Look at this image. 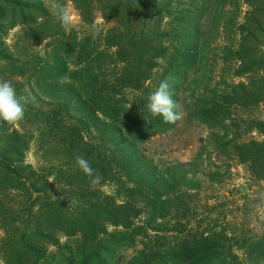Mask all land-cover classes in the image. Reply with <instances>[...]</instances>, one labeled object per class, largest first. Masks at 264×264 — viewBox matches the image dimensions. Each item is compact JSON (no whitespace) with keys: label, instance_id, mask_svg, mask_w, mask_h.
Returning <instances> with one entry per match:
<instances>
[{"label":"trees","instance_id":"trees-1","mask_svg":"<svg viewBox=\"0 0 264 264\" xmlns=\"http://www.w3.org/2000/svg\"><path fill=\"white\" fill-rule=\"evenodd\" d=\"M15 27L0 63L37 98L0 122V264H264V0H0Z\"/></svg>","mask_w":264,"mask_h":264},{"label":"clouds","instance_id":"clouds-1","mask_svg":"<svg viewBox=\"0 0 264 264\" xmlns=\"http://www.w3.org/2000/svg\"><path fill=\"white\" fill-rule=\"evenodd\" d=\"M61 19L65 25L69 24L70 16L66 10L63 11ZM145 108L153 118L159 117L169 125H174L182 118L177 111V103L172 97L167 81H162L159 87L149 95ZM24 114V106L17 98L13 86L8 82H0V122L16 124L23 120ZM76 163L90 178L92 184L100 183L101 178L94 175V170L86 159L77 158Z\"/></svg>","mask_w":264,"mask_h":264},{"label":"rangeland","instance_id":"rangeland-1","mask_svg":"<svg viewBox=\"0 0 264 264\" xmlns=\"http://www.w3.org/2000/svg\"><path fill=\"white\" fill-rule=\"evenodd\" d=\"M65 10L69 13V16H70L69 26L72 27L76 32H78L82 37L90 34L91 32H95L96 37H97L101 32L105 30V28L108 27L105 24V22L100 18L99 15L95 16L92 26L89 27V26L84 25L81 21L79 12L77 11L74 4L71 2H67L65 4L64 11ZM20 29H21L20 27H15L11 29L10 31L5 33V37L3 38V40H0V42H4V45L7 48L6 51L12 52L15 54L19 50L18 48L21 46V44L19 43L20 39H19L18 31ZM41 51H42V47H36L33 49V51L29 53L31 55L32 53H36L37 55L38 54L40 55ZM20 57L24 58L23 55H20ZM13 61H18V58L14 57ZM13 66L15 65L12 62L11 63H0V82H8L11 84L16 92L17 98L20 100V102L23 105L26 104L27 100H31V101L36 100L37 94L36 95L34 94L37 92V90H35L34 86H33L32 91L29 93L26 91L27 83H25L23 78H13L10 76V73L14 71L12 68ZM12 81H15L14 83L16 84H14ZM28 93L29 95H27ZM0 133H6L5 127H2V125H0ZM1 145H0V149L2 148ZM35 151H36L35 147L31 146L26 156L27 162L30 163L32 166H35L36 161H37V158L34 155ZM241 188H242L243 193L247 192L243 186ZM102 191L105 194H112L111 186L102 187ZM258 196L260 198V202L263 207L260 213V220H264V191H261L258 194ZM1 235L2 234L0 232V237Z\"/></svg>","mask_w":264,"mask_h":264}]
</instances>
